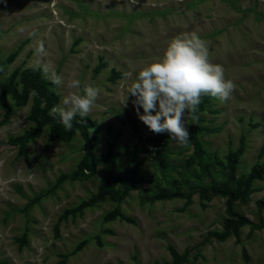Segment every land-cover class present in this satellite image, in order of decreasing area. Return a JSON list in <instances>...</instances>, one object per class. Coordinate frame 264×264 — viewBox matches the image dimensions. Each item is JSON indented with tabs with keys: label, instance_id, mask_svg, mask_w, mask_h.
I'll list each match as a JSON object with an SVG mask.
<instances>
[{
	"label": "rangeland",
	"instance_id": "374dc122",
	"mask_svg": "<svg viewBox=\"0 0 264 264\" xmlns=\"http://www.w3.org/2000/svg\"><path fill=\"white\" fill-rule=\"evenodd\" d=\"M191 33L206 42L211 62L223 66L235 88L224 103L202 97L197 118L186 119L190 138L181 147L148 130L127 87L171 39ZM41 40L44 63L65 81L53 88L57 105L71 92L82 94L84 84L99 89L85 117L96 138L89 156L95 172L72 177L84 142L78 132L57 138L49 124L20 153L10 139L33 126L32 100L18 106L7 94L5 122L0 105V264H264V170L246 200L232 203L249 220L238 235H209L224 231L227 200L210 186L225 189L227 153L239 150L234 189L254 164L264 165V0H0V60L18 52L0 67V97L15 67L39 59ZM71 79L81 89H68ZM192 139L203 148L194 162ZM111 141L117 153L110 181L122 196L64 217L96 193ZM134 148L140 165L130 179ZM163 188L181 195L157 197ZM115 206L129 220L106 219Z\"/></svg>",
	"mask_w": 264,
	"mask_h": 264
},
{
	"label": "clouds",
	"instance_id": "9594fccd",
	"mask_svg": "<svg viewBox=\"0 0 264 264\" xmlns=\"http://www.w3.org/2000/svg\"><path fill=\"white\" fill-rule=\"evenodd\" d=\"M29 35L34 37L36 32ZM35 53L39 59L33 65L34 70L42 71L52 84L63 85L62 76L43 61L47 52L42 40ZM209 57V49L202 38L196 33L182 34L168 42L160 59L139 70L135 81L127 87V97L129 94L134 97L132 104L136 115L150 132L167 133L178 146L186 147L190 138L186 119L188 115L197 118L195 113L202 97L210 96L221 103L230 98L234 83L225 79L223 66L212 63ZM67 88L81 89V81L71 79ZM98 95L96 86L84 84L82 94L66 95L49 114L58 116L64 127L71 130L77 116L83 120L90 115Z\"/></svg>",
	"mask_w": 264,
	"mask_h": 264
},
{
	"label": "trees",
	"instance_id": "16d2710c",
	"mask_svg": "<svg viewBox=\"0 0 264 264\" xmlns=\"http://www.w3.org/2000/svg\"><path fill=\"white\" fill-rule=\"evenodd\" d=\"M17 50L11 52L6 59L0 60V67L5 64H9L17 56ZM97 68V67H96ZM116 75V74H115ZM55 87L48 79L44 78L40 70H34V67L28 66L26 68L15 67L12 72L9 74L7 79V85L2 90V95L0 97V105L3 109V118L1 122H5L10 115L11 108L9 103L6 100V95L9 94L14 100V103L18 106H24L27 104L29 98L31 97L32 105L30 108V113L27 115L29 119L33 122V126L26 130L23 134L18 137L10 139L12 144L18 146L20 153L24 154L26 143L37 136L40 135L42 129L46 125H50V129L53 134L64 141L70 140L76 132H78L84 142V155L77 164L76 171L72 174V177H76L79 173H86L88 175H93L95 172V165L90 162L89 156L92 153L95 144L96 138L90 136L89 128L93 126V122L88 118L81 120L77 116L73 120V127L71 130H68L60 122L58 116L50 115V111L54 106L58 104V96L54 92L53 88ZM203 102L201 101L198 106V110L195 115L202 109ZM191 116V115H190ZM192 155L190 156V161L194 162L200 160L203 154V148L199 141L192 139ZM242 149V146L239 147ZM116 143L111 141L108 143L106 151L102 154V160L106 164L108 172L101 180L97 191L92 195L88 200L81 202L75 209L66 211L63 215L64 217L67 214H73L75 212L82 211L85 207L91 206L98 201H102L107 197L116 199L117 197L122 196V192L119 193L117 190H114L112 182L110 181V174L114 169L116 162ZM138 149L134 148L130 154V169L129 177L133 179L135 173L138 171L140 165V160H138ZM239 150L230 151L226 155V166L228 171V178L225 184V189H222L220 186L212 184L210 190L213 194H221L226 197L227 206H226V217L224 218L223 230L224 231H212L209 235L216 237L217 239H225L229 234L238 235V230L241 226L248 223L246 216L239 214L234 210L232 203L234 201H245L250 193V184L253 179L260 178L264 170V165L261 163H256L252 166L248 176L245 178L243 187L241 189H234L233 183L236 179V169L238 162ZM130 186L128 184L124 185V189L128 190ZM201 194L208 198L207 190L205 188H199ZM181 195L179 189L174 192H170L166 189H160L157 193L159 198H170L174 196ZM106 219H115L121 218L129 220L126 218L118 206H115L111 211L105 214ZM177 257V256H176ZM64 263V260H61V264Z\"/></svg>",
	"mask_w": 264,
	"mask_h": 264
}]
</instances>
